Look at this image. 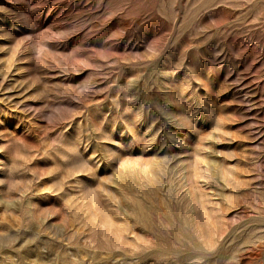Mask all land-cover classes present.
<instances>
[{
	"label": "rangeland",
	"instance_id": "obj_1",
	"mask_svg": "<svg viewBox=\"0 0 264 264\" xmlns=\"http://www.w3.org/2000/svg\"><path fill=\"white\" fill-rule=\"evenodd\" d=\"M0 180V264H264V0H0Z\"/></svg>",
	"mask_w": 264,
	"mask_h": 264
},
{
	"label": "bare ground",
	"instance_id": "obj_2",
	"mask_svg": "<svg viewBox=\"0 0 264 264\" xmlns=\"http://www.w3.org/2000/svg\"><path fill=\"white\" fill-rule=\"evenodd\" d=\"M66 146H68V145H66ZM75 163V160H72L71 159V161H70V167H68L69 169H68V172H69V174H72V173H74V172H76V171H78L79 169H80V165L79 164H74ZM74 164V165H73ZM3 166H4V164H3ZM4 180V179H3ZM2 180V181H3ZM1 180H0V182H2ZM2 183H0V185H1ZM6 184V183H5ZM4 184V185H5ZM4 185H3V187H4ZM88 196L90 197V198H92V194H89L88 193ZM194 197L196 198V200L197 201H200L201 200V204L205 201V199H204V201H203V195H198V196H196V195H194ZM205 198V197H204ZM203 208V207H202ZM0 231H3V229H0ZM13 240H5V242H4V240H2V238H0V247H1V245L3 244V243H7V244H10L11 242H12ZM30 250V249H29ZM32 254V253H31ZM37 255V254H36ZM34 256V255H33ZM38 256V255H37ZM27 257L29 258V253L27 252V253H24V254H20V256H19V262L22 264V262L24 261V259H26L27 260ZM35 257V256H34ZM34 259V258H33ZM18 260V259H17ZM37 260V259H36ZM38 260H39V258H38ZM32 261V260H31ZM14 262H15V260H14ZM18 262V261H17ZM34 262V261H33ZM36 262V261H35ZM19 263V264H20ZM26 263H27V261H26ZM29 264V263H28Z\"/></svg>",
	"mask_w": 264,
	"mask_h": 264
}]
</instances>
